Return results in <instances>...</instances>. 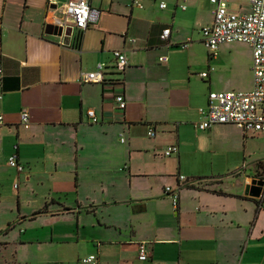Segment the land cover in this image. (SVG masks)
Masks as SVG:
<instances>
[{"label": "crops", "instance_id": "0c3cea01", "mask_svg": "<svg viewBox=\"0 0 264 264\" xmlns=\"http://www.w3.org/2000/svg\"><path fill=\"white\" fill-rule=\"evenodd\" d=\"M63 1L0 0V264H85L88 254L96 264H264V164L252 173L181 164L189 123L208 137L228 124L196 126L208 93L251 89L249 45L204 52L209 0H88L97 14L78 40L74 29L47 33ZM115 49L127 60L120 83L81 81L98 63L117 77ZM12 154L20 171L7 164ZM252 179L263 181L258 196Z\"/></svg>", "mask_w": 264, "mask_h": 264}, {"label": "built area", "instance_id": "2783aa9c", "mask_svg": "<svg viewBox=\"0 0 264 264\" xmlns=\"http://www.w3.org/2000/svg\"><path fill=\"white\" fill-rule=\"evenodd\" d=\"M209 1L213 5L212 20L201 28L202 41L212 57L216 55L217 49L222 43L243 42L248 44L252 55V87L248 91H210L206 109H199L204 118L198 121L196 126L200 129H208L213 124L228 123L236 125L243 133L262 132L264 131V0H249V7L244 11L230 9L229 0ZM53 5L55 8L58 4L54 2ZM164 6L163 2L159 3V7ZM96 14L97 10L91 7L88 0H64L60 4V15L56 19V24L62 31L74 29L79 33L86 28L87 23L93 20ZM168 33L169 29L164 28L160 33L161 40H165ZM113 56L117 77L108 80L104 76L103 65L98 63L94 70L82 74L81 81L110 85L120 83L122 81L121 74L127 61L126 55L122 50L115 49ZM158 60L164 62L167 57L161 55ZM199 76L206 77L207 72H200ZM114 100L119 109L125 107V99L121 93L115 94ZM86 114L92 122L97 121L93 109H87ZM20 118L24 126H27V113L22 112ZM146 134L153 136V127H149ZM120 140L122 141L123 138L121 137ZM173 152H177L175 144L168 145L164 149L165 155ZM7 164L15 168L16 171L22 169L15 154L8 157ZM178 177L184 179L183 175H178ZM165 194L171 197L172 205L175 207L178 200L176 189L166 186ZM137 257L141 260L147 257L144 242L138 244ZM82 262L96 264L95 254H88L82 259Z\"/></svg>", "mask_w": 264, "mask_h": 264}, {"label": "rangeland", "instance_id": "374dc122", "mask_svg": "<svg viewBox=\"0 0 264 264\" xmlns=\"http://www.w3.org/2000/svg\"><path fill=\"white\" fill-rule=\"evenodd\" d=\"M236 5V1L230 2L233 10L236 9ZM200 45L204 52H207L205 45L202 43ZM216 129L214 134L208 137V130H198L193 123L187 125L184 141L190 142V146L188 147L189 152L181 160L184 168L195 166L204 168L200 171L213 169L214 172L221 173L228 166L235 165L246 173H252L254 168L264 164V131L242 135L240 129L234 124H221ZM201 133H205L207 139L205 150L198 149L195 144L199 139V142L204 141ZM17 184L16 181L14 186L16 187Z\"/></svg>", "mask_w": 264, "mask_h": 264}, {"label": "water", "instance_id": "95a60500", "mask_svg": "<svg viewBox=\"0 0 264 264\" xmlns=\"http://www.w3.org/2000/svg\"><path fill=\"white\" fill-rule=\"evenodd\" d=\"M47 33H56V34H60L61 33V28L60 27H53L51 25H49L46 29ZM262 180H257V179H252L251 181V186H250V193L249 195L251 196H258L260 194L261 191V185H262Z\"/></svg>", "mask_w": 264, "mask_h": 264}, {"label": "trees", "instance_id": "16d2710c", "mask_svg": "<svg viewBox=\"0 0 264 264\" xmlns=\"http://www.w3.org/2000/svg\"><path fill=\"white\" fill-rule=\"evenodd\" d=\"M77 40L79 39V33H77L76 37ZM112 79V78H111ZM110 78L108 80H111Z\"/></svg>", "mask_w": 264, "mask_h": 264}]
</instances>
